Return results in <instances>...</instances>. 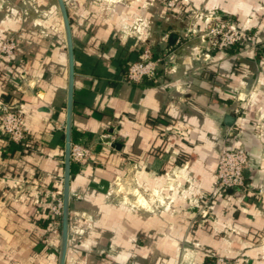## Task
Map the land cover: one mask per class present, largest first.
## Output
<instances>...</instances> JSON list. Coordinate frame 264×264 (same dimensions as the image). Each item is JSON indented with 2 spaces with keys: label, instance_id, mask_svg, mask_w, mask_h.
Instances as JSON below:
<instances>
[{
  "label": "crops",
  "instance_id": "0c3cea01",
  "mask_svg": "<svg viewBox=\"0 0 264 264\" xmlns=\"http://www.w3.org/2000/svg\"><path fill=\"white\" fill-rule=\"evenodd\" d=\"M64 2L72 138L94 149L71 165L64 264H213L211 253L264 264V0H192L186 13L165 0ZM207 14L258 33V52L211 51ZM11 34L15 69L0 63V101L12 92L30 143L11 149L0 124V264H60L63 217L51 207L64 199L69 56L58 1L0 0V48ZM146 48L175 50L170 75L122 83ZM175 124L186 137L170 133ZM224 148L248 151L249 190L223 193L203 219Z\"/></svg>",
  "mask_w": 264,
  "mask_h": 264
},
{
  "label": "built area",
  "instance_id": "2783aa9c",
  "mask_svg": "<svg viewBox=\"0 0 264 264\" xmlns=\"http://www.w3.org/2000/svg\"><path fill=\"white\" fill-rule=\"evenodd\" d=\"M173 5V4H171ZM205 30L201 36V41L206 44L211 51H228L238 45L253 52H258V33L246 31L236 25L227 15L207 14L205 15ZM17 50V41L14 35H10L1 45L0 63L5 64L9 71H14V56ZM175 66V50L169 49L163 55L156 56L151 48L144 49L142 58L131 63L126 75L121 82L132 85H142L147 81H155L162 72L166 77L170 75ZM5 81H9V76H5ZM163 86V85H162ZM0 124L1 137L5 144L14 142L28 146L30 138L24 125L22 114L18 110L17 103L0 101ZM187 128L181 125H173L171 134L175 136H187ZM233 135L232 130L229 133ZM94 153L91 145L74 143L71 145V163L80 166L87 165ZM250 164L249 153L244 148L229 150L222 149L216 170V181L213 190L202 201L203 209L201 218L213 219L211 207L223 193L236 191L242 197L247 196L248 184L246 181V170ZM264 190L259 191L263 194ZM52 213L61 218L64 213V199H58L51 207ZM214 220V219H213ZM213 264H236L223 256L211 253Z\"/></svg>",
  "mask_w": 264,
  "mask_h": 264
},
{
  "label": "water",
  "instance_id": "95a60500",
  "mask_svg": "<svg viewBox=\"0 0 264 264\" xmlns=\"http://www.w3.org/2000/svg\"><path fill=\"white\" fill-rule=\"evenodd\" d=\"M64 22V29L67 41L68 56H69V91H68V104H67V127H66V147H65V185H64V213H63V241L61 250L60 264H64L67 241H68V222H69V189H70V176H71V145H72V110H73V94H74V77H75V63H74V45L71 32V25L65 6L64 0H57ZM113 147L119 148V145L112 144Z\"/></svg>",
  "mask_w": 264,
  "mask_h": 264
},
{
  "label": "rangeland",
  "instance_id": "374dc122",
  "mask_svg": "<svg viewBox=\"0 0 264 264\" xmlns=\"http://www.w3.org/2000/svg\"><path fill=\"white\" fill-rule=\"evenodd\" d=\"M103 1L107 4H113V3H117L118 1H123V0H103ZM165 1H166L167 7L175 8L177 6H180L181 9L183 8L184 13H186L189 10L190 11L194 10V12H195V8H194V4H193L192 0H165ZM24 3H27V1L22 2V4H24ZM171 4H173V5H171ZM195 14H197V13H195ZM197 15L200 16L199 13ZM203 22H204V26L206 27L205 16L203 17ZM204 30H205V28H204ZM191 36L193 37L195 35L189 34L187 37L192 38ZM229 259L232 261H235L236 264H238V259H231V258H229Z\"/></svg>",
  "mask_w": 264,
  "mask_h": 264
},
{
  "label": "trees",
  "instance_id": "16d2710c",
  "mask_svg": "<svg viewBox=\"0 0 264 264\" xmlns=\"http://www.w3.org/2000/svg\"><path fill=\"white\" fill-rule=\"evenodd\" d=\"M227 16H229V15H227ZM229 18H230L232 21H234V19H233L232 17L229 16ZM234 22H235V21H234ZM251 32H252V31H251ZM241 48H244V45H238V46L234 47L233 49L228 50V52L235 51V50H239V49H241ZM4 65H5V64H4ZM5 67H6V65H5ZM128 67H129V66H128ZM10 91H14V89H13V90H10ZM1 100H2V101H5V102H9V103H14V102H16V101H15V98H14V96H13V94H12V92H10L9 94L4 95V96L2 97ZM73 142L78 143V141H77L75 138L73 139ZM8 146H9L11 149H13V148L16 147V146H17L18 148H21V149L26 148L25 145L17 144V143H14V142H10V143L8 144ZM71 169H72V166H71Z\"/></svg>",
  "mask_w": 264,
  "mask_h": 264
}]
</instances>
